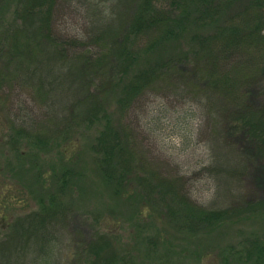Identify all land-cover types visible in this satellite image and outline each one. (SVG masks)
<instances>
[{
	"label": "trees",
	"instance_id": "trees-1",
	"mask_svg": "<svg viewBox=\"0 0 264 264\" xmlns=\"http://www.w3.org/2000/svg\"><path fill=\"white\" fill-rule=\"evenodd\" d=\"M89 1L0 0V144L10 146L15 155L25 146L34 151L33 159H40L51 148L67 150L84 132L92 133L77 157L92 166L97 182L122 203L137 198L163 207L168 200L169 217L184 215L183 228L189 232L220 231L242 220L243 213L262 210L264 202L254 199L227 209L198 204L184 183L155 172L140 173L134 131L124 120L139 98L167 92L199 109L201 122L211 128L206 138L210 144L213 137V154L197 174L219 182V172L234 159L231 155L244 153L242 174L257 168V183L263 185L264 0H122L123 5L103 0L97 15ZM109 2L118 6V15L107 9ZM83 7L91 9L90 16H83L89 28L76 34L59 30L58 16L68 10L82 15ZM174 78L188 81L190 88L188 82L183 88L170 84ZM193 85L207 90V96H198ZM224 121L227 137L235 142L227 143L229 150L217 140L216 126ZM84 174L68 168L56 182L58 189L42 202L41 214L17 224L26 236L21 241L27 255L17 264H64L54 258V242H62L61 226H66L63 199ZM16 232L11 241L21 230ZM111 239L98 234L82 253L89 258L77 261L134 260ZM12 261V256L0 258V264ZM217 264H264V230L230 244L219 253Z\"/></svg>",
	"mask_w": 264,
	"mask_h": 264
},
{
	"label": "rangeland",
	"instance_id": "rangeland-1",
	"mask_svg": "<svg viewBox=\"0 0 264 264\" xmlns=\"http://www.w3.org/2000/svg\"><path fill=\"white\" fill-rule=\"evenodd\" d=\"M102 1H89L96 7L95 15L102 10ZM106 6L112 14L118 15L120 9L115 3L109 2ZM81 12L82 15L68 10L64 12L65 16H58L59 30L68 29L76 34L83 27L89 28L90 24L87 26L84 17L85 13L90 16L88 12L91 9L86 11L83 7ZM132 15L133 11L130 17ZM111 17L117 18L116 15ZM187 82L184 83L179 78L170 80V84H179L180 88L187 85ZM189 85L188 82V87ZM192 87L198 96H207V90H201L196 85ZM169 96L167 92L147 94L139 98L126 114L124 123L129 124L134 131V149L138 153L135 162L140 173L149 175L155 172L168 181L178 180L181 185L184 183L185 191L198 204L210 203L217 208L227 209L241 206L248 199H254L255 203L264 202V184L257 183V168L252 173L242 174L244 169L241 170V162L246 158L244 153L236 157L237 152L235 155L230 152L234 159L219 172V182L209 181L197 174L204 164L209 163L210 154H213V137L210 144L206 138L210 135L211 128L201 122V112L194 105L179 102ZM226 124L224 121L221 126H216L217 130L220 129L217 140L224 141L221 142L223 149L229 150L227 143L233 145L235 142L227 137ZM92 136V133L88 135L84 132L76 146L67 150L51 148L50 154H45L40 159H33L31 155L34 151L25 146H21L19 154L15 155L10 146L0 144V245H4L2 252L0 251L1 259L12 256V264L19 263L23 257L26 259L22 243L26 236L23 238L22 227L17 229V224L22 222L21 226L25 225L32 216L41 214L42 202L49 193L58 189L56 182L68 168L75 171L80 169L85 174L79 179L78 186H73L66 192L63 199L66 226H61L62 242H54V258L64 264H83L82 260L78 262L77 259L84 257L85 254L82 253L86 251L85 247L95 241L98 234L115 239L113 243L121 253H132L130 256L134 260L127 259L121 264H217L219 253H225L230 244H240L246 235L259 229L263 232L264 208L259 212L256 209V212L250 210L243 213L242 220H234L232 224L224 225L220 231L213 228L209 231L189 232L187 227L183 228L187 223L184 215L180 214L179 218L169 217L168 200L163 207H151L149 202H142L137 198L127 203L117 201L105 185L97 182L92 166L81 162L77 157V152L82 149L81 143L87 145ZM161 172L163 175H160ZM46 176L49 179L44 183ZM161 197L164 201L163 196ZM165 197L171 200L169 196ZM152 214L156 215L151 216ZM17 230H21V233L18 232L19 236L11 241L12 232L14 234ZM160 258L162 261H159Z\"/></svg>",
	"mask_w": 264,
	"mask_h": 264
}]
</instances>
